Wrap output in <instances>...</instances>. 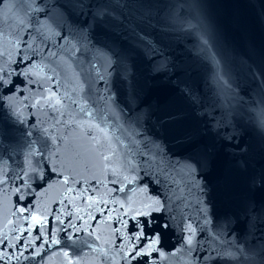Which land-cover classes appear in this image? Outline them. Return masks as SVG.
Listing matches in <instances>:
<instances>
[{
	"label": "water",
	"instance_id": "obj_1",
	"mask_svg": "<svg viewBox=\"0 0 264 264\" xmlns=\"http://www.w3.org/2000/svg\"><path fill=\"white\" fill-rule=\"evenodd\" d=\"M206 2L0 0V264L144 263Z\"/></svg>",
	"mask_w": 264,
	"mask_h": 264
},
{
	"label": "snow or ice",
	"instance_id": "obj_2",
	"mask_svg": "<svg viewBox=\"0 0 264 264\" xmlns=\"http://www.w3.org/2000/svg\"><path fill=\"white\" fill-rule=\"evenodd\" d=\"M71 238V237H70ZM56 241H53V243H55Z\"/></svg>",
	"mask_w": 264,
	"mask_h": 264
}]
</instances>
